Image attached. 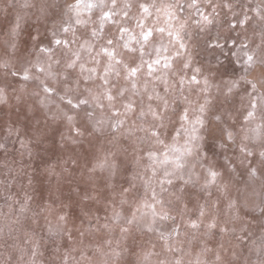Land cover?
I'll return each mask as SVG.
<instances>
[{"label":"snow or ice","instance_id":"obj_1","mask_svg":"<svg viewBox=\"0 0 264 264\" xmlns=\"http://www.w3.org/2000/svg\"><path fill=\"white\" fill-rule=\"evenodd\" d=\"M0 264H264V0H0Z\"/></svg>","mask_w":264,"mask_h":264},{"label":"rangeland","instance_id":"obj_2","mask_svg":"<svg viewBox=\"0 0 264 264\" xmlns=\"http://www.w3.org/2000/svg\"><path fill=\"white\" fill-rule=\"evenodd\" d=\"M37 115H39V113H37Z\"/></svg>","mask_w":264,"mask_h":264}]
</instances>
